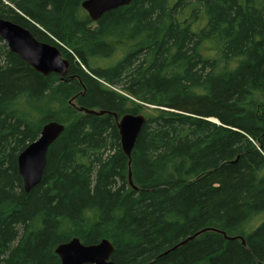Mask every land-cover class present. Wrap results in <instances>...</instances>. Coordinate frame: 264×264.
<instances>
[{
    "label": "trees",
    "instance_id": "obj_1",
    "mask_svg": "<svg viewBox=\"0 0 264 264\" xmlns=\"http://www.w3.org/2000/svg\"><path fill=\"white\" fill-rule=\"evenodd\" d=\"M83 1L0 0L71 52L43 76L0 39V264H61L73 238L115 264H264V0H132L97 22ZM81 107L146 117L129 167L114 118ZM51 121L25 193L17 156Z\"/></svg>",
    "mask_w": 264,
    "mask_h": 264
},
{
    "label": "water",
    "instance_id": "obj_2",
    "mask_svg": "<svg viewBox=\"0 0 264 264\" xmlns=\"http://www.w3.org/2000/svg\"><path fill=\"white\" fill-rule=\"evenodd\" d=\"M131 1L84 0L81 3V8L86 12L91 22H97L103 14L116 8L127 6ZM0 39L6 44L9 52L16 55L30 68L43 76L55 74L60 79H63L69 72L70 62L66 55H70L71 52L67 49L59 48L61 46L57 42L55 44L40 42L27 29L2 18H0ZM60 49L65 50L67 54H64ZM79 110L88 115L100 116L105 114L114 118L118 129L120 147L124 156L128 159L127 164L129 167L132 149L146 121V117L142 114H123L118 116L116 113L82 107ZM64 127L63 124L57 122H48L40 130L38 138L28 144L17 156L18 174L22 179L25 193H28L40 183L46 165L48 148L59 137ZM128 183L136 190L132 185L130 170L128 171ZM204 231L201 230L185 239L162 255H167ZM233 239L231 238L230 240ZM113 250L112 244L105 239L98 244L86 246L81 244L77 238H73L69 242L58 245L54 253L61 264H115L111 260Z\"/></svg>",
    "mask_w": 264,
    "mask_h": 264
},
{
    "label": "bare ground",
    "instance_id": "obj_3",
    "mask_svg": "<svg viewBox=\"0 0 264 264\" xmlns=\"http://www.w3.org/2000/svg\"><path fill=\"white\" fill-rule=\"evenodd\" d=\"M127 114H129V113H127ZM41 129H42V128H41ZM130 187H131V186H130ZM198 232H200V231H198ZM198 232H196V233H198ZM196 233H195V234H196ZM195 234H194V235H195ZM192 236H193V235H192ZM190 237H191V236H190ZM188 238H189V237H188ZM186 239H187V238H186ZM183 241H184V240H183Z\"/></svg>",
    "mask_w": 264,
    "mask_h": 264
},
{
    "label": "rangeland",
    "instance_id": "obj_4",
    "mask_svg": "<svg viewBox=\"0 0 264 264\" xmlns=\"http://www.w3.org/2000/svg\"><path fill=\"white\" fill-rule=\"evenodd\" d=\"M7 3V2H6ZM68 51H70V50H68ZM213 121H215V120H213ZM216 122V121H215Z\"/></svg>",
    "mask_w": 264,
    "mask_h": 264
}]
</instances>
